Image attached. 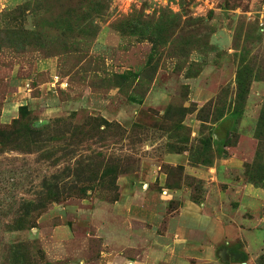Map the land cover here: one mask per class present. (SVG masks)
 Returning <instances> with one entry per match:
<instances>
[{
  "label": "rangeland",
  "instance_id": "obj_1",
  "mask_svg": "<svg viewBox=\"0 0 264 264\" xmlns=\"http://www.w3.org/2000/svg\"><path fill=\"white\" fill-rule=\"evenodd\" d=\"M183 151L264 188V0H0V264H94L78 219L143 165L201 201Z\"/></svg>",
  "mask_w": 264,
  "mask_h": 264
},
{
  "label": "crops",
  "instance_id": "obj_2",
  "mask_svg": "<svg viewBox=\"0 0 264 264\" xmlns=\"http://www.w3.org/2000/svg\"><path fill=\"white\" fill-rule=\"evenodd\" d=\"M45 95L20 105L32 108ZM204 96L203 91L199 98ZM184 154H169L166 163L199 178L206 190L203 199L190 198L183 181L169 183L155 166L146 164L133 175L119 176L118 199L99 209L106 217L78 219L93 231L83 238L98 241L94 264H257V257L264 254V188L227 176L229 171H241L236 155H223L197 169L187 165ZM49 233L58 243L78 238L68 223L52 226Z\"/></svg>",
  "mask_w": 264,
  "mask_h": 264
}]
</instances>
